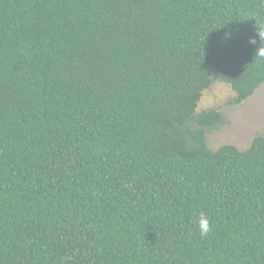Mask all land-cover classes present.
<instances>
[{"label":"trees","instance_id":"16d2710c","mask_svg":"<svg viewBox=\"0 0 264 264\" xmlns=\"http://www.w3.org/2000/svg\"><path fill=\"white\" fill-rule=\"evenodd\" d=\"M262 53L264 0H0V264H264V136L196 112Z\"/></svg>","mask_w":264,"mask_h":264},{"label":"rangeland","instance_id":"374dc122","mask_svg":"<svg viewBox=\"0 0 264 264\" xmlns=\"http://www.w3.org/2000/svg\"><path fill=\"white\" fill-rule=\"evenodd\" d=\"M234 92L228 84L214 81L202 93L196 112L215 108L225 114L227 123L206 134L209 148L233 144L247 148L255 135L264 136V82L239 104L233 103Z\"/></svg>","mask_w":264,"mask_h":264},{"label":"clouds","instance_id":"9594fccd","mask_svg":"<svg viewBox=\"0 0 264 264\" xmlns=\"http://www.w3.org/2000/svg\"><path fill=\"white\" fill-rule=\"evenodd\" d=\"M258 36L260 37L259 34H258ZM260 39H261V37H260ZM250 43L254 44L255 40H250ZM262 54H264V53H262ZM196 224H197V227L199 229V232H200L201 236L207 235L210 232V230H211L209 217L206 216L203 213L199 214V216L197 218V221H196Z\"/></svg>","mask_w":264,"mask_h":264}]
</instances>
